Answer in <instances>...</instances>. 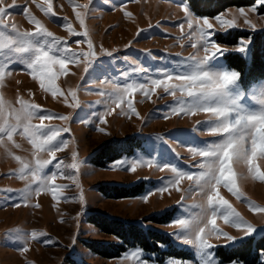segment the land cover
<instances>
[{
    "label": "rangeland",
    "instance_id": "obj_1",
    "mask_svg": "<svg viewBox=\"0 0 264 264\" xmlns=\"http://www.w3.org/2000/svg\"><path fill=\"white\" fill-rule=\"evenodd\" d=\"M37 2L42 3L43 0H37ZM5 3L10 4L12 0H5ZM26 3L32 14L41 20L42 24L55 36L63 37L73 49L87 50L86 43L80 45L75 43L76 40L83 38L70 36L65 27L68 22H71L77 32L84 30L79 21L75 19L74 5L70 3V0H52L55 16L46 15L36 4L31 3V0H16L17 6L10 9V16L6 18L9 22V32H11L12 23H15L21 31L35 30V25L24 15L23 9ZM76 3L84 4L87 0H76ZM184 6L188 7L193 17H207L215 23L214 18L218 14L228 13L229 10L234 12L240 7L247 9L251 5L230 6L216 15L207 16L194 12L185 0H107V2L93 0L85 25L90 30V37L97 52L100 45L109 50L117 48L118 52L114 55L128 56L139 61L142 66L154 70L157 67L167 66L168 61L151 60L146 55L145 49L150 50L157 57L169 56L170 60L177 58L176 53L188 56L196 51L186 38L178 40V37L182 35L181 24H185L184 31H188L182 10ZM125 11L130 12L131 16H125ZM261 17H264L263 8L250 14L258 30H251L247 27L233 28L227 33L243 30L245 35L236 37L235 43H222L218 35L227 33H219L216 37L217 42L222 47L232 49L238 46L241 39H250L251 44L246 55L230 52V54L234 53L249 61L252 56L255 34L264 30L259 29L260 25H264V19ZM226 18L230 19L231 16ZM237 22L243 25V18H239ZM150 24L153 25L152 28H149ZM141 29H148V31L141 32L137 36V32ZM129 41H133L132 46L125 48L124 45ZM182 44L187 46L182 47ZM25 55L27 54L10 53L8 50L0 51V61L5 63L11 61L7 63V70L12 73L0 82V96L5 102V113L8 112L9 106L18 109L20 107L18 101L21 98L28 103L39 104L41 109H47L49 112L62 115L73 113V109L69 107L72 103L71 97L68 103L64 102L62 96L53 98L50 92H45L39 87L38 80H34L29 75L26 65L22 64L19 59ZM108 59L107 57L99 58L87 74L83 71V64H69L68 75H59L56 80V86L65 93L70 88H77L78 101L82 105L81 108L75 110L71 121L64 122L56 119L51 122L45 121V124L51 123L70 128L69 133L63 134V138L70 141L69 147L57 153V159L45 169L44 173L50 176L55 172L57 184L69 185L62 189L67 199L64 197L54 199L51 192L42 191L39 195L33 192L27 203L21 202L20 190L25 188L26 181L19 178L20 163L15 157L20 156L26 162L32 161L34 149L27 138L19 135L14 136V142L6 141L0 144V190L9 188L16 190L13 192L0 191V264H143L144 261H147V264H169L171 260H180L184 264H199L195 249L178 241L172 234L175 229L171 226L175 219L187 218L199 212V208L194 205L199 203L202 197L195 181L185 178L180 185L184 191L177 192L169 187V191L161 195L155 190L173 178L174 174L170 168L161 171L156 164L152 167L141 164L137 167V171L132 173L126 168L113 169L110 165L117 160L155 159L160 166L167 163L181 171L198 173L201 158L194 157L189 148L200 147L205 142H212L216 139L208 134L205 125L196 123L198 120H205L207 114L170 115L165 119L163 114L170 112L174 100L173 97L164 94L161 89H157V93L162 98L153 94L152 99L148 100L143 98L139 92L133 96V103L139 112V117L120 114V108H117L111 101H107L115 111L106 117L107 123H101L98 117L99 114L105 112L106 103L105 97H101L98 92L100 87H107V85L100 86L99 81L105 77L111 79L115 76L121 84L132 82V80L126 81V78L119 76L120 71L128 70L127 62L122 59L118 60L108 71L105 68V65L109 63ZM226 60V58L222 59L220 64L230 70H236L230 67ZM247 71L248 69L245 68L240 81L245 91L256 87L257 83L264 86V75L252 78L246 74ZM82 75L85 77L84 80L80 79ZM133 79L137 83L146 82L143 77H133ZM84 119H90L91 122L82 123L81 120ZM32 122L39 124L38 119H33ZM97 126L104 128L105 131H98ZM194 128L197 129L195 132L192 131ZM158 137H162L163 142ZM16 144L20 147H16ZM73 150L83 161L78 182L84 192V204H81L78 199L80 188H77L75 183L69 179L70 176L75 175V172L66 167L71 163ZM39 155L41 158H49L47 152H41ZM101 155L107 158L111 155L116 157L109 160ZM60 161H63V165L57 169L55 164ZM256 165L264 171V161L258 158ZM233 167L237 172V185L245 193L247 199L237 200L222 185L221 195L228 199L246 220L256 226V232L231 247L224 245L223 237L219 242L213 238L212 242L219 243L214 253L216 259L222 264H230L233 260H239L242 264H250L240 258L228 259L222 250L224 249L226 254L228 249L247 240L256 242V244L263 241L264 213H253L248 207V199L264 205V182L246 179V166L234 165ZM106 186L126 188L140 186L141 191L129 196L115 197L107 193ZM32 187L35 188V185ZM189 187L192 188L191 194L187 192ZM149 192L153 195L149 196V200L145 202L142 197ZM181 195H185L186 199L178 204L177 201H180ZM17 203L20 204L19 207L15 206ZM91 216L96 218L95 220L121 221L126 226L133 223L143 230L149 242H153L149 231L160 236H168L170 242L158 241L157 245L152 247L154 249H148L138 242L127 244L124 250L108 257L104 252L110 249L103 248L102 245L123 244V241L115 234L102 231L91 222ZM217 223L233 236L243 235L242 230L225 225L220 219ZM17 230L27 235L26 245L25 241H10L6 238L8 232L14 233ZM33 231L43 232L46 235L33 240L30 239ZM45 240H51L53 243L46 245ZM89 243L95 244L98 251H103V253L92 250ZM25 246L28 248L27 252L22 251ZM175 250L183 253L179 251L174 253ZM136 251L140 252L139 257L132 255ZM260 252L257 253L253 264H260Z\"/></svg>",
    "mask_w": 264,
    "mask_h": 264
},
{
    "label": "snow or ice",
    "instance_id": "obj_2",
    "mask_svg": "<svg viewBox=\"0 0 264 264\" xmlns=\"http://www.w3.org/2000/svg\"><path fill=\"white\" fill-rule=\"evenodd\" d=\"M31 3L36 4L46 15H56L52 0H43L42 3L31 0ZM70 3L74 5L75 19L79 21L84 30L77 32L71 22H68L65 27L70 36L83 38L76 40L75 43L77 45L86 43V51L73 49L63 37L55 36L42 24L41 20L32 14L27 3L23 12L28 20L35 25V30L21 31L15 23H12L11 32H9V22L6 18L10 16V9L17 6L16 0H12L10 4H6L5 0H0V51L8 50L10 53L27 54L26 58L19 57L20 62L26 65L29 75L39 81V87L45 92H50L53 98L62 96L65 103H68L69 97H71L72 103L69 104V107L73 109V113L62 115L41 109L39 104L28 103L21 98L18 101L20 104L18 109L9 106L8 112L5 113V102L0 96V144H4L6 141L14 142V136L19 135L27 138L34 149L32 161L26 162L20 156L15 157L20 163L19 178L26 181L25 188L20 190V201L27 203L33 192L39 195L42 191L51 192L54 199L57 197L67 199L62 189L69 185L57 184L55 172L50 176H46L44 173L45 169L57 159V153L69 147L70 141L64 139L63 134L69 133L70 128L51 123L45 124V121L51 122L54 119L64 122L71 121L75 110L81 108L82 105L78 101L77 88H70L67 93L63 92L56 86L57 77L68 75L69 64H83V71L87 74L92 65L101 57L109 58V63L105 65L108 71L114 67L116 61L122 59L129 64V67L128 70L120 71L119 76L126 78V81L132 80V82L121 84L115 76L111 79L105 77L99 81L100 86L107 85V87H100L98 92L101 97H105L106 103L105 112L99 114L98 117L101 123H107L106 117L115 111L107 101H111L117 108H120V114L139 117V112L133 103V96L139 92L143 98L148 100L152 99L153 94L162 98L157 93V89H161L164 94L173 97L174 100L170 112L163 114L165 119L170 115L189 116L205 113L207 118L203 121L198 120L196 123L205 125L208 134L216 139L212 142H205L203 146L189 148L194 157L201 158L200 171L195 174L178 170L177 167L167 163L160 166L155 159L117 160L110 167L113 169L126 168L132 173H135L141 164H147L149 167L156 164L161 171L170 168L174 174L173 178L155 190L161 195L168 192L169 187L174 188L177 192H182L184 190L180 188L181 182L185 178L189 181L194 180L202 197L201 201L194 205L199 208V212L187 218L175 219L171 225L175 229L172 234L178 241L195 249L199 264H222L215 257L214 250L219 246V243H213V238L219 242L223 237L224 245L231 247L256 232V226L246 220L229 200L221 195L220 188L221 185L227 188L237 200L247 199L245 193L237 185V172L234 170V165L246 166V179L264 182V171L256 165L258 158L264 161V86L257 83L256 87L245 91L240 85L241 72L230 70L220 64V61L226 58L230 52L246 55L251 44L250 39H241L237 47L230 49L222 47L216 37L219 33H227L233 28L247 27L251 30H258V26L250 18V14L256 13L259 8H264V0H255V3L247 9L240 7L234 12L229 10L228 13H220L215 16V23L207 17H193L188 7L184 6L182 10L185 14L184 19L188 31L185 32V24H181L182 35L178 37V40L186 38L196 51L188 56L176 53L177 58L170 60L169 56L157 57L150 50L145 49L146 55L151 60L168 61L167 66L157 67L154 70L142 66L139 61L128 56L114 55L118 52L117 48L109 50L100 45L97 52L90 37V30L85 25L93 0H87V3L84 4H77L76 0H70ZM113 7L115 6L113 5ZM124 14L131 16V13L127 11ZM227 16H231V18H226ZM239 18H243V25L237 22ZM152 27L153 25L150 24L149 28ZM259 29H264V25H260ZM145 31L148 29L139 30L137 36ZM132 44L133 41H129L124 47L128 48ZM181 46L186 47L187 45L182 44ZM10 62V60L7 61V63ZM7 63L0 61V82L4 80L5 76L12 75L7 70ZM214 64L217 66L214 67ZM133 77H143L146 82L137 83ZM84 78L83 75L80 77L81 80ZM78 87L80 86L78 85ZM93 115L96 114L93 113ZM33 119H38L39 124H34ZM81 122L90 123L91 120L84 119ZM97 130L105 131L99 126H97ZM196 130L194 128L192 131ZM158 139L163 142L162 137H158ZM15 146L20 147L19 144ZM41 152H47L49 158H41L39 155ZM82 164L83 161L78 158V153L73 150L71 163L66 167L75 172V175L70 176L69 179L75 183L77 188H80L78 199L81 204H84V192L78 182ZM62 165L63 161H60L55 164V167L60 169ZM33 185L35 188L32 187ZM0 191L13 192L16 190L9 188ZM187 192L191 194L192 188L189 187ZM151 195L153 193L149 192L142 199L147 202ZM185 199L186 196L181 195L180 201L177 203L179 204ZM15 206L19 207L20 204L17 203ZM35 206L39 207V205ZM248 207L253 213H264V205L250 199H248ZM218 219L222 220L225 225L242 230L243 235L229 234L218 225ZM45 235L46 233L33 231L30 239L35 240ZM6 238L10 241H25V245L28 240L27 235L19 230L14 233L8 232ZM44 243L47 245L53 241L45 240ZM22 251L27 252V246L23 247ZM132 255L139 257L140 252H133ZM259 255L261 257L260 264H264V251H261ZM143 264H147V261H144ZM169 264H184V262L171 260ZM230 264H242V262L233 260L230 261Z\"/></svg>",
    "mask_w": 264,
    "mask_h": 264
},
{
    "label": "trees",
    "instance_id": "obj_3",
    "mask_svg": "<svg viewBox=\"0 0 264 264\" xmlns=\"http://www.w3.org/2000/svg\"><path fill=\"white\" fill-rule=\"evenodd\" d=\"M193 9L194 12L202 15L212 16L220 13L225 8H228L230 6H250L253 5L255 0H185ZM262 9V8H261ZM264 9V8H263ZM245 33L243 30H236L235 32H229L226 35H218L219 41L222 43H235L234 40H236V37H242ZM226 61L228 65L239 72L243 74L244 69L247 68L248 71L246 74L252 78H256L257 76L264 75V30L261 33L255 34L254 37V46L252 51V56L249 61L246 59L236 56L234 53H229L226 56ZM242 76V75H241ZM102 157L106 159H111L116 156H110V158H107L103 155ZM108 194H112L115 197L120 196H129L134 193H138L141 191V187L133 186L131 188L121 187V186H106ZM91 222L94 223L96 226H98L102 231L110 234L117 235L120 239H122L123 244H111L110 246H103V248L110 249V251H106L105 255L108 257L114 256L118 253V251L124 250L127 244H134V243H140L143 246H145L148 249H154L152 248L154 245H157L158 241L167 243L169 240L168 236H160L159 234L149 231V234L153 240V242H149L147 240L146 234L143 232V230L139 227H137L135 224L131 223L129 225H124L121 221H110V220H95L93 216H91ZM113 222V223H110ZM157 237V238H154ZM156 239V240H154ZM262 241V240H261ZM89 247L96 251H98V247L95 246L93 243H89ZM260 250H264V238L262 242H259L256 244V242L252 241H246L242 242L240 245L233 247L231 249H228L225 254V250L223 249L222 252L225 257L228 259L233 258H240L245 260L246 262L253 264L256 260L257 253L260 252ZM179 253H183L180 250ZM99 253H103V251H100ZM79 264V263H75Z\"/></svg>",
    "mask_w": 264,
    "mask_h": 264
}]
</instances>
